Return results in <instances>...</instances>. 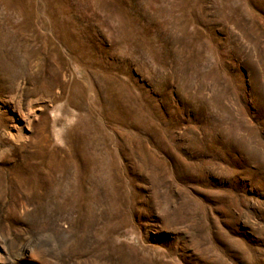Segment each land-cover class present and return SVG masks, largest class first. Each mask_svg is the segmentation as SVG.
I'll return each instance as SVG.
<instances>
[{"label":"rangeland","instance_id":"obj_1","mask_svg":"<svg viewBox=\"0 0 264 264\" xmlns=\"http://www.w3.org/2000/svg\"><path fill=\"white\" fill-rule=\"evenodd\" d=\"M0 185V264H264V0H0Z\"/></svg>","mask_w":264,"mask_h":264},{"label":"bare ground","instance_id":"obj_2","mask_svg":"<svg viewBox=\"0 0 264 264\" xmlns=\"http://www.w3.org/2000/svg\"><path fill=\"white\" fill-rule=\"evenodd\" d=\"M72 156V155H71ZM37 158V159H39L40 161H41V163H42V166H43V168L45 169V170H47V171H49V172H51V171H56V170H58V169H63L64 171H67L69 168H71V165H73L74 167L76 166L77 168L81 165H77V164H75V161L73 160V159H66V160H57V158L55 157V155H53V154H47V152H45V151H42V150H39L38 151V153L36 154V156H34V158ZM72 157H74V156H72ZM83 158V157H82ZM80 159V158H79ZM77 160V159H76ZM83 160V159H82ZM77 162V161H76ZM91 165V164H90ZM90 168H92V167H90ZM88 171H89V169H88ZM31 176V175H30ZM20 177V176H19ZM40 177V176H39ZM55 177V176H54ZM86 177H88V176H86ZM18 178V177H17ZM32 178V177H31ZM42 178V177H41ZM49 178V177H48ZM53 178V177H52ZM85 178V177H84ZM89 178V177H88ZM63 179V178H62ZM66 179V178H65ZM21 180V179H20ZM27 180V179H26ZM83 180V179H82ZM32 181V180H31ZM34 181V180H33ZM85 181V180H84ZM50 185L51 184H53L54 182H53V180L52 179H50ZM89 182V181H88ZM92 182V181H91ZM43 183V182H42ZM45 183V182H44ZM32 184V183H31ZM30 184V185H31ZM41 183H36L35 185H36V187L37 186H41L40 185ZM47 185V184H46ZM17 186V185H16ZM15 186V187H16ZM0 187H1V185H0ZM47 188H45V186H44V190H46ZM18 190V189H17ZM24 190V189H23ZM28 190V189H27ZM47 190H49V189H47ZM26 191V190H25ZM21 192V191H20ZM46 192V191H45ZM44 193V192H43ZM48 193V192H47ZM45 195V194H44ZM3 196V195H2ZM1 198V197H0ZM89 200V199H88ZM24 202V201H23ZM23 205V204H22ZM88 205H89V203H88ZM14 206V205H13ZM90 206V205H89ZM88 206V207H89ZM12 208V207H11ZM84 212V211H83ZM82 212V213H83ZM91 214V213H90ZM85 215H87V214H85ZM129 252V251H128ZM89 264V263H88Z\"/></svg>","mask_w":264,"mask_h":264}]
</instances>
